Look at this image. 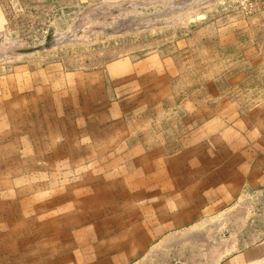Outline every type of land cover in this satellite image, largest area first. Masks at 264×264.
<instances>
[{"label":"rangeland","instance_id":"obj_1","mask_svg":"<svg viewBox=\"0 0 264 264\" xmlns=\"http://www.w3.org/2000/svg\"><path fill=\"white\" fill-rule=\"evenodd\" d=\"M76 83L82 106L95 91L98 107L124 106L134 137L179 149L187 106L230 121L264 99V0H0V147L37 153L40 140L24 135L55 125L48 111L63 101L72 107ZM11 151L1 147L0 155ZM39 167L0 162L2 222L20 206L1 190L41 181L2 176ZM237 204V215L227 212L208 240L176 243L172 259L165 251L146 264H199L208 255L213 264L224 238L226 249L236 235L262 239L264 190ZM9 230L2 225V237Z\"/></svg>","mask_w":264,"mask_h":264},{"label":"crops","instance_id":"obj_2","mask_svg":"<svg viewBox=\"0 0 264 264\" xmlns=\"http://www.w3.org/2000/svg\"><path fill=\"white\" fill-rule=\"evenodd\" d=\"M77 87L72 107L63 101L56 113L48 111L55 125L24 135L40 140L37 153L1 146L15 151L0 162L40 164L2 177L41 181L1 190L20 207L0 218V264H146L165 251L172 259L176 243L208 240L227 212L237 215L240 196L264 190V99L230 121L214 109L187 106L180 148L171 151L170 142L134 137L121 103L98 107L93 91L82 106ZM202 222L209 223L194 227ZM2 225L10 228L5 237ZM227 240L213 264H264V237L236 235L226 249Z\"/></svg>","mask_w":264,"mask_h":264},{"label":"bare ground","instance_id":"obj_3","mask_svg":"<svg viewBox=\"0 0 264 264\" xmlns=\"http://www.w3.org/2000/svg\"><path fill=\"white\" fill-rule=\"evenodd\" d=\"M196 232H198L199 233V230H197ZM190 233V235L192 234L191 232H189ZM193 233H194V231H193ZM187 235H188V233H187Z\"/></svg>","mask_w":264,"mask_h":264}]
</instances>
